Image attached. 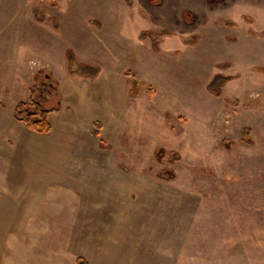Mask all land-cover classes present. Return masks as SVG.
<instances>
[{"label": "rangeland", "instance_id": "rangeland-1", "mask_svg": "<svg viewBox=\"0 0 264 264\" xmlns=\"http://www.w3.org/2000/svg\"><path fill=\"white\" fill-rule=\"evenodd\" d=\"M68 46L99 74L70 75ZM262 65L264 0H0V138H27L5 151L7 232L27 264H264ZM41 67L61 95L46 133L12 116Z\"/></svg>", "mask_w": 264, "mask_h": 264}, {"label": "trees", "instance_id": "trees-1", "mask_svg": "<svg viewBox=\"0 0 264 264\" xmlns=\"http://www.w3.org/2000/svg\"><path fill=\"white\" fill-rule=\"evenodd\" d=\"M95 22V19H90ZM224 24L232 25L233 22L228 19H221ZM152 30H141L138 34L139 38H149L152 49L159 50L158 42L155 37L150 36ZM154 31V30H153ZM159 35H170L167 29L155 30ZM66 70L70 75H78L80 77H96L101 68L97 64L79 60L72 47L68 46L65 50ZM219 67L226 68L229 63L222 62ZM256 70L264 72V65L257 66ZM129 73V72H126ZM229 79L228 76L216 73L206 84L207 90L217 95L220 93L221 87ZM137 80L132 79L130 85L131 95H136L138 91ZM52 99L51 106H45L44 101ZM55 99V100H54ZM61 95L57 91V81L52 77L51 72L45 68H38L33 75V83L28 86V95L26 100L17 101L12 108V116L14 119L22 122L26 128L31 131L46 133L51 129L48 114L50 111L60 108ZM249 129L243 127L241 133L246 143L250 142ZM157 154L164 152L161 147L156 148ZM161 156V155H160ZM79 264H85L79 261Z\"/></svg>", "mask_w": 264, "mask_h": 264}, {"label": "crops", "instance_id": "crops-1", "mask_svg": "<svg viewBox=\"0 0 264 264\" xmlns=\"http://www.w3.org/2000/svg\"><path fill=\"white\" fill-rule=\"evenodd\" d=\"M17 140H19L21 144L25 142L27 138L23 137L22 139H16L14 136L0 138V264H13L17 262L20 264L21 257H24L22 263L27 264L25 250L23 251L21 247V237L19 236L18 239L15 238L12 240L10 238L11 234L7 232L12 222L21 224L20 216L18 218L16 217L17 214L21 212H17V207H14L15 202L11 201V198L8 199L11 194V189L14 188L11 186V176L19 172L21 173V170L16 167L14 169L11 168L10 154L5 152L10 145H16ZM23 156H25V154H23Z\"/></svg>", "mask_w": 264, "mask_h": 264}]
</instances>
